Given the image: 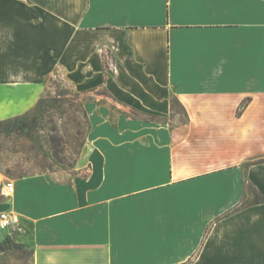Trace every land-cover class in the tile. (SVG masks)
Masks as SVG:
<instances>
[{
	"label": "crops",
	"instance_id": "1",
	"mask_svg": "<svg viewBox=\"0 0 264 264\" xmlns=\"http://www.w3.org/2000/svg\"><path fill=\"white\" fill-rule=\"evenodd\" d=\"M69 65L99 80L84 146L9 179L0 241L32 264H264V0H0V120ZM171 98L183 120L146 119Z\"/></svg>",
	"mask_w": 264,
	"mask_h": 264
},
{
	"label": "rangeland",
	"instance_id": "2",
	"mask_svg": "<svg viewBox=\"0 0 264 264\" xmlns=\"http://www.w3.org/2000/svg\"><path fill=\"white\" fill-rule=\"evenodd\" d=\"M90 43L97 49L102 48V33L92 36ZM89 64L94 69L93 59ZM66 68L65 78L70 75L71 80H62L56 75L50 77L41 97L47 103L43 105L35 120H27L21 128L11 127L12 124L0 128V203L7 196L1 193V188L5 182H9V179L25 173H66L74 168L78 153L75 145L77 126L82 123L81 132L88 133L79 108L83 106L82 100L78 96L96 89L99 80L94 73L90 77L88 74L85 75L78 66L69 65ZM54 98L58 100L53 105L51 102ZM24 114L14 115L0 122L14 120ZM169 116L171 118L176 116L177 120L180 117L183 120L182 110L173 98H171L170 114L162 111L147 115L146 119L164 121L170 118ZM5 231L7 229H0V237ZM2 241L3 239L0 245ZM0 264H32V257L28 250L5 247L0 249Z\"/></svg>",
	"mask_w": 264,
	"mask_h": 264
},
{
	"label": "trees",
	"instance_id": "3",
	"mask_svg": "<svg viewBox=\"0 0 264 264\" xmlns=\"http://www.w3.org/2000/svg\"><path fill=\"white\" fill-rule=\"evenodd\" d=\"M60 96V95H58ZM56 100H58V98H54L52 100L51 103L56 104ZM47 101H45V99H42L40 98L36 105L33 107V109L31 110L30 113H25L23 116H20V117H17L15 118L14 120H5V121H2L0 122V128L3 126V125H11V127H16V128H21V126L24 124V123H27L26 121L27 120H35L37 118V114L42 110L43 108V105L46 104ZM246 103H242V105H240V107L238 108V113L244 108ZM79 108L81 109V115L84 119V123H85V126H87V128L89 129V122H88V118H87V115H86V112L83 108V106H79ZM20 122V123H19ZM82 124V123H81ZM79 124L77 126V133H76V138H75V145L77 146V150H78V153H77V157L78 155L80 154L83 146H84V143H85V139H86V135L85 133H82L81 130H80V125ZM81 138V139H80ZM29 175H33V174H28V173H25V174H21L19 177H23V176H29ZM255 200L258 201L259 200V196L257 194H255ZM5 247H14V248H18L20 250H26L24 249V247L21 245V244H18V243H13L11 241V239L6 236L1 245H0V249H3ZM31 257H32V253H30ZM185 264H189V262L185 263Z\"/></svg>",
	"mask_w": 264,
	"mask_h": 264
},
{
	"label": "built area",
	"instance_id": "4",
	"mask_svg": "<svg viewBox=\"0 0 264 264\" xmlns=\"http://www.w3.org/2000/svg\"><path fill=\"white\" fill-rule=\"evenodd\" d=\"M4 195H10L13 193V184L12 182H5L4 186ZM10 225V220L8 219L5 213L0 214V228L7 229Z\"/></svg>",
	"mask_w": 264,
	"mask_h": 264
}]
</instances>
